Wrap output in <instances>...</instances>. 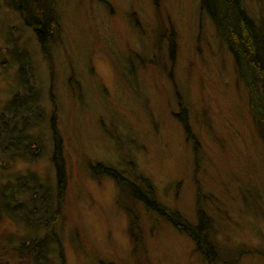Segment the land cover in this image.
Masks as SVG:
<instances>
[{"label": "rangeland", "instance_id": "rangeland-1", "mask_svg": "<svg viewBox=\"0 0 264 264\" xmlns=\"http://www.w3.org/2000/svg\"><path fill=\"white\" fill-rule=\"evenodd\" d=\"M242 1L264 23V0ZM54 7L55 37L39 42L16 6L0 0V126L24 94L39 99L27 133L41 134L42 152L29 163L0 148V193L30 174L54 187L55 157L65 173L58 214L39 232L3 215L0 201V264H35L22 246L46 236L56 239L47 264H206L187 236L140 203L131 204L133 227L97 165L150 182L158 204L182 222L195 226L198 209L226 221L217 246L229 264H264V143L234 58L200 0ZM16 53L29 56L31 69L14 65Z\"/></svg>", "mask_w": 264, "mask_h": 264}, {"label": "trees", "instance_id": "trees-1", "mask_svg": "<svg viewBox=\"0 0 264 264\" xmlns=\"http://www.w3.org/2000/svg\"><path fill=\"white\" fill-rule=\"evenodd\" d=\"M10 1L16 6L23 22L33 28L39 42L48 41L55 37L54 28L58 24L54 0ZM200 9L212 22L218 38L227 46L234 58L238 80L244 85L251 97L249 108L257 122L255 129L264 143V23L260 22L257 24L249 16L242 0H200ZM56 30L58 31V29ZM14 57L17 60L14 65L22 71L31 69L29 56L16 53ZM23 82L26 83L22 81V87L31 94L30 91L32 90L29 87H25ZM23 96L24 100L18 106H10L5 112L6 122H4L3 126H0V148L2 149L0 150L2 153H7L9 157H12V161L19 158V160H27V162L32 163L33 160L42 156V152L39 150L41 134H28L27 130L32 125H36L27 120L29 117L34 116L33 113L36 109H33L32 106L39 107V99L35 100L27 93ZM58 147L54 150L57 156L59 155ZM59 160H61V157ZM54 161L51 159V162H54L57 173L54 187L45 186L35 174L28 175V178L25 176L17 177L18 179H14L13 183L9 182L2 186L4 193H0V201L3 198L5 199L2 204L3 215L19 222H25L27 227L30 226V228L38 232L41 225L51 226V219L58 214V199L65 185L64 170L61 165L58 164L57 166L56 157ZM97 166L102 170L103 176L114 180L118 189L116 204L126 214L129 213V217L131 215L130 224L133 227L135 219L131 204L140 203L148 212L169 222L178 232L187 236L193 242L196 254L204 263L217 264L223 261L221 264H229L227 259L224 260L225 254L217 246L219 229L220 227L222 229V225L224 229L226 221H216L214 218L209 217L206 211L198 209L197 224L195 226L187 221L186 223L182 222L180 214L168 213L158 204L154 188L147 180L140 185L136 181H131L121 175L114 168H111V170L107 166ZM98 168L96 167L95 169L97 170ZM137 180L141 179L137 178ZM53 190H55V194L52 192ZM16 201H19L18 204L13 206L11 203ZM0 218H2L1 215ZM33 219L36 222L34 226L31 224ZM262 220H264V215ZM134 239L136 248L134 252H138L142 243L135 236ZM50 242L53 245L56 239L46 236L41 240H33L28 244H23L22 247L24 252L33 256V261L30 262L47 264L46 254L49 252ZM257 252L264 260V252L259 250ZM251 253V251H248L247 254L250 255ZM244 256H246L244 252L237 253L238 259Z\"/></svg>", "mask_w": 264, "mask_h": 264}, {"label": "bare ground", "instance_id": "bare-ground-1", "mask_svg": "<svg viewBox=\"0 0 264 264\" xmlns=\"http://www.w3.org/2000/svg\"><path fill=\"white\" fill-rule=\"evenodd\" d=\"M122 175V174H121ZM210 215V214H209ZM210 217H212L211 215H210ZM213 218V217H212ZM215 219V218H214ZM216 220V219H215ZM217 221V220H216ZM197 224V223H196Z\"/></svg>", "mask_w": 264, "mask_h": 264}]
</instances>
